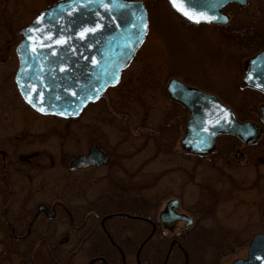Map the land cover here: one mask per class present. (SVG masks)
I'll use <instances>...</instances> for the list:
<instances>
[{
  "label": "rangeland",
  "instance_id": "374dc122",
  "mask_svg": "<svg viewBox=\"0 0 264 264\" xmlns=\"http://www.w3.org/2000/svg\"><path fill=\"white\" fill-rule=\"evenodd\" d=\"M54 1L0 0V141L8 147L3 149V165L10 183L9 196L1 199L0 221H18L25 210H36L42 202L57 204L63 215L55 221H62L68 211L81 221L91 203L106 196L103 178L117 174V180L128 185L131 175L138 198L151 202V214L155 203L169 193L181 195L190 211L196 209L203 241L197 252L201 264H232L247 258L252 237L264 232V151L251 157L242 141L223 136L221 145L209 154L186 151L181 138L174 153L162 154L156 152L150 137L160 123L175 120L177 107L167 91L170 77L230 97L224 101L234 104L231 97L235 86H244L247 59L240 45L235 40L222 42L217 28L195 29L173 17L165 0H144L151 4L150 32L120 84L107 89L102 99L90 103L77 118L45 116L34 111L18 91L15 47L22 38L20 29ZM225 11L231 29L264 42V0H248L245 6L232 3ZM5 19L13 22L14 33L3 27ZM186 121L187 116L184 126ZM253 121L261 123L260 112ZM93 144L106 148L111 165L71 172L69 162ZM237 150L242 153L239 157ZM23 172L35 173L31 176L36 182L33 194L21 192L19 175ZM144 230L140 222L132 228L138 243ZM3 240L0 227V244ZM5 253L3 259L12 264L24 260L20 252ZM85 262L81 254L73 259V264Z\"/></svg>",
  "mask_w": 264,
  "mask_h": 264
},
{
  "label": "water",
  "instance_id": "95a60500",
  "mask_svg": "<svg viewBox=\"0 0 264 264\" xmlns=\"http://www.w3.org/2000/svg\"><path fill=\"white\" fill-rule=\"evenodd\" d=\"M168 1L193 23L221 24L229 23V17L220 12L225 5L247 3V0ZM148 32L149 18L143 0H57L20 30L22 39L15 47L18 90L25 102L41 114L78 117L109 87L120 83L122 71L130 65ZM243 81L264 91V47L245 62ZM167 89L188 110L181 143L190 152H211L216 139L223 134L238 135L252 144L264 131L254 121H240L231 107L213 93L177 79H171ZM260 109L264 124V103ZM237 156H241L240 151ZM106 161L103 148L92 145L88 153L78 154L70 167L77 169ZM168 210L161 212V218ZM232 264H264V233L252 239L247 259L239 258Z\"/></svg>",
  "mask_w": 264,
  "mask_h": 264
},
{
  "label": "flooded vegetation",
  "instance_id": "af4514ba",
  "mask_svg": "<svg viewBox=\"0 0 264 264\" xmlns=\"http://www.w3.org/2000/svg\"><path fill=\"white\" fill-rule=\"evenodd\" d=\"M165 1L173 17L184 20L187 24L195 26V29L217 28L221 30L222 42L228 44L233 41L231 28L229 30L218 28V25L228 26L230 23L193 24L177 13L168 0ZM146 4L150 17L151 4L147 2ZM229 4L232 3H228L220 10L227 16L230 15L225 8ZM208 39L216 43L215 39ZM261 45L263 46L264 42ZM172 78L196 87V84L170 77ZM174 102L177 107L175 114L183 117L184 106L175 100ZM154 131L156 130L150 133ZM5 144L6 141H0V205L4 198L9 196L10 186L8 178L4 175L3 149L8 148ZM93 145L103 148L107 161L101 165H90L75 170L91 167L107 168L111 165L110 153L106 148L100 144ZM27 159L22 158L23 161ZM71 161L69 169L72 172L74 170L70 167ZM10 164L7 165V169ZM8 173L10 176L11 173ZM34 175L35 173L30 172L19 175L23 195L35 192L36 182L31 177ZM132 179L131 175L128 176L129 184L126 185L117 180V174L109 176L108 179L103 178V181L106 180L104 184L107 185L106 196L97 204L91 203L86 209L88 211L85 217L83 219L81 217V221L78 218V220L74 219L69 211L68 215L64 214L62 221H55L62 212L58 210L57 204L49 205L44 202L39 203L36 210H25L18 221H0L4 236L0 244V264H12L8 258L3 259V257L5 252L14 251L20 252L19 255L24 259L21 264H73V259L80 254L86 258L85 264H201L200 255L197 254L200 250L201 234L196 209L190 211L184 205L181 195L169 193L161 203H155L153 207L155 211L151 214L150 201L143 199L139 205L137 204L138 196ZM41 205H44V208H40ZM165 208L169 209L168 213L161 218V212ZM136 222L145 225L139 243L136 234H132ZM59 227H63L64 230L60 231Z\"/></svg>",
  "mask_w": 264,
  "mask_h": 264
},
{
  "label": "trees",
  "instance_id": "16d2710c",
  "mask_svg": "<svg viewBox=\"0 0 264 264\" xmlns=\"http://www.w3.org/2000/svg\"><path fill=\"white\" fill-rule=\"evenodd\" d=\"M4 23L5 24L3 27H6L10 33H14L15 30H13L12 28L13 22L11 21V19L9 20L5 19ZM218 28H221L223 30H229L231 26L230 25L228 26L218 25ZM231 31L233 35V40H235L236 43H238L237 45H240V47L242 48V55H243L242 57L244 56L248 57L250 55H253L262 47L260 43H258L254 38H252L253 36L246 34L245 32L242 33L241 35L239 32H236V29H233V28ZM18 33H19L18 31L15 32V35H19ZM227 37H228V34H227ZM235 88H236V94L234 97H231V99L234 100L233 102L234 104H236V106L228 102L227 104H229L233 108V110L235 111V113L240 119L258 120L259 112H260L258 105H260V103L264 101V93H262L261 91L257 89L247 87V86L237 85L235 86ZM219 96L223 100H228V98H230V97L226 98L225 96L222 97L221 95ZM238 103L243 106V110L239 107ZM183 111H184L183 117H181L179 114V116L176 115V117L174 118L175 120L173 122L165 121V122L160 123L157 126L156 131L152 132V134L150 135V137L152 138L155 144L157 153H162V154L174 153L176 149V143L182 134V130L184 126L183 123L185 122V119H186L185 109ZM230 137H233L236 142L238 141L239 143H241L240 138L236 136H230ZM263 138L264 136H262L259 139V141L255 143L254 145H247L246 147H244L246 154L248 153L252 157L254 153L255 154L262 153L264 151ZM220 145H221V138H219L218 140V147ZM142 201H143L142 198H137L138 204H140ZM202 242L203 241L201 239V244Z\"/></svg>",
  "mask_w": 264,
  "mask_h": 264
},
{
  "label": "snow or ice",
  "instance_id": "6c2138e0",
  "mask_svg": "<svg viewBox=\"0 0 264 264\" xmlns=\"http://www.w3.org/2000/svg\"><path fill=\"white\" fill-rule=\"evenodd\" d=\"M107 10V9H106ZM185 15H189V13L185 12ZM191 19H197L195 16H190ZM201 19H212L213 17H200ZM99 27V25L97 26ZM86 31H95V29H86ZM63 41H61L62 43Z\"/></svg>",
  "mask_w": 264,
  "mask_h": 264
}]
</instances>
